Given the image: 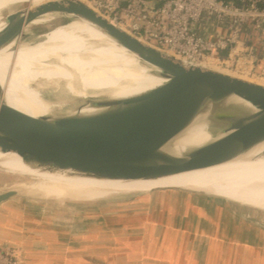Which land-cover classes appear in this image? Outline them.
I'll return each instance as SVG.
<instances>
[{
	"label": "water",
	"instance_id": "water-1",
	"mask_svg": "<svg viewBox=\"0 0 264 264\" xmlns=\"http://www.w3.org/2000/svg\"><path fill=\"white\" fill-rule=\"evenodd\" d=\"M7 10L0 50L34 44L28 30L39 18L78 17L153 67L166 82L114 99L45 91L42 98L55 109L37 117L6 105L0 87L1 153H13L39 169L83 178L157 180L215 167L264 146V85L166 53L118 28L83 0H50L34 7L18 3ZM194 125L202 127L209 141L172 150ZM164 191L190 192L163 188L142 194ZM18 193H0V204Z\"/></svg>",
	"mask_w": 264,
	"mask_h": 264
},
{
	"label": "bare ground",
	"instance_id": "bare-ground-1",
	"mask_svg": "<svg viewBox=\"0 0 264 264\" xmlns=\"http://www.w3.org/2000/svg\"><path fill=\"white\" fill-rule=\"evenodd\" d=\"M48 1L0 0V14L14 4L26 2L34 7ZM53 18L44 16L33 25L49 24ZM69 19L68 28L55 31L51 28L39 42L20 43L14 49L8 46L0 50V87L6 105L33 117L45 116L55 109L42 98L41 93L45 91L114 99L130 97L166 82L153 67L122 48L104 31L81 18ZM3 26L0 22V29ZM202 66L224 73L212 62ZM207 141L208 134L201 126L194 125L176 140L172 150ZM22 166L29 168L25 188L41 199L56 202H94L149 188L147 192L178 188L212 197L234 196L264 203L263 145L215 167L157 180H100L74 176L71 172H49L22 163L13 153L0 152V172L13 173L22 181L25 174L10 170Z\"/></svg>",
	"mask_w": 264,
	"mask_h": 264
},
{
	"label": "crops",
	"instance_id": "crops-1",
	"mask_svg": "<svg viewBox=\"0 0 264 264\" xmlns=\"http://www.w3.org/2000/svg\"><path fill=\"white\" fill-rule=\"evenodd\" d=\"M181 206L186 212L179 216L162 206L149 216L74 217L63 222L69 224L67 232H60V223H53L51 231L21 230L17 247L9 246L19 264H264V247L239 245L232 236L220 246L198 226L214 224L213 218L193 202ZM255 239L262 241L264 235Z\"/></svg>",
	"mask_w": 264,
	"mask_h": 264
},
{
	"label": "built area",
	"instance_id": "built-area-1",
	"mask_svg": "<svg viewBox=\"0 0 264 264\" xmlns=\"http://www.w3.org/2000/svg\"><path fill=\"white\" fill-rule=\"evenodd\" d=\"M83 1L118 28L166 53L264 80L261 0ZM0 264L19 260L13 251L0 249Z\"/></svg>",
	"mask_w": 264,
	"mask_h": 264
},
{
	"label": "rangeland",
	"instance_id": "rangeland-1",
	"mask_svg": "<svg viewBox=\"0 0 264 264\" xmlns=\"http://www.w3.org/2000/svg\"><path fill=\"white\" fill-rule=\"evenodd\" d=\"M24 5L25 4H21L20 8H23ZM8 13L9 10L1 12L0 22L4 20V16ZM69 21L70 19L67 17L56 16L54 17V21L49 24L33 26V28L28 30L31 33L28 40L32 43L39 42L42 39L41 36L51 28L52 31L68 28L66 23ZM214 65L216 69L221 72L264 85L263 79L256 77H241L230 69L218 67L215 63ZM44 96L52 98V96L48 94H44ZM10 170L20 172L21 174L23 173L25 176L23 177L24 180L20 181L13 173L7 171L0 172V193L12 189L20 192L16 196L0 204V249H8L15 252L9 245H13L18 241L17 236H19L21 230L28 232L37 230L51 231L53 223H60L58 225L60 227V232H67L69 224L64 225V221L74 217H83L87 214L149 216L151 213L155 215L154 212L158 207L161 208L163 206L164 208L169 206L166 210H170L173 213L175 212L174 214L177 216L183 215L185 209L181 205L184 201L198 204L206 215L213 218L214 224L209 225L204 223L198 226L204 233L215 236V238H217L216 240H220L222 242H220V246L226 247L228 239L225 240L223 238L232 236L236 238V242L239 245L247 243L264 247V240L255 239V236L258 234L264 235L263 202L251 199H237L234 196L222 198L226 200L224 201L218 199L219 197L214 198L208 195L205 196L184 191L168 193L164 191L161 193L154 192L156 194H142L148 193L147 191L150 188L147 190H139L128 195L112 196L94 202L80 203L66 200L56 202V200L41 199L38 194L36 195V193L28 191L25 188V182L27 180L26 174L29 170L28 167H13ZM16 182L19 183L16 184ZM186 214L188 217L193 215L188 212ZM14 245V247H17L16 244Z\"/></svg>",
	"mask_w": 264,
	"mask_h": 264
},
{
	"label": "trees",
	"instance_id": "trees-1",
	"mask_svg": "<svg viewBox=\"0 0 264 264\" xmlns=\"http://www.w3.org/2000/svg\"><path fill=\"white\" fill-rule=\"evenodd\" d=\"M225 1H227V2H233V3H237L238 2V0H225ZM262 2H264V0H261Z\"/></svg>",
	"mask_w": 264,
	"mask_h": 264
}]
</instances>
